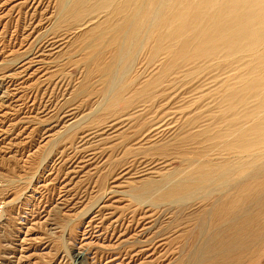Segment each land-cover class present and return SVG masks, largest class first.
Listing matches in <instances>:
<instances>
[{"label":"bare ground","instance_id":"1","mask_svg":"<svg viewBox=\"0 0 264 264\" xmlns=\"http://www.w3.org/2000/svg\"><path fill=\"white\" fill-rule=\"evenodd\" d=\"M51 2L57 50L46 61L54 72L75 66L66 100L90 109L68 146L105 135L120 167L144 163L133 199L150 190L153 209L171 203L162 227L175 264L196 243L192 264H264V0Z\"/></svg>","mask_w":264,"mask_h":264},{"label":"rangeland","instance_id":"2","mask_svg":"<svg viewBox=\"0 0 264 264\" xmlns=\"http://www.w3.org/2000/svg\"><path fill=\"white\" fill-rule=\"evenodd\" d=\"M51 1L0 0V187L7 185L0 188V264H175L179 253L162 227L171 203L153 209L159 200L150 190L141 203L133 199L148 177L134 173L144 163L120 167L122 150L112 152L105 135L67 144L90 109L75 111L66 100L79 75L75 66L57 73L46 61L57 50L48 30ZM171 162L173 170L178 161ZM200 246L191 248L187 264Z\"/></svg>","mask_w":264,"mask_h":264}]
</instances>
